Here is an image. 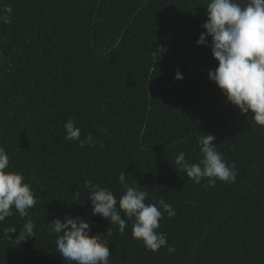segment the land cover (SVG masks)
<instances>
[{
  "label": "trees",
  "instance_id": "trees-1",
  "mask_svg": "<svg viewBox=\"0 0 264 264\" xmlns=\"http://www.w3.org/2000/svg\"><path fill=\"white\" fill-rule=\"evenodd\" d=\"M207 3L0 0L13 9L10 22L0 21V148L10 158L5 171L22 174L36 200L27 216L13 207L0 221V264H76L49 231L66 215L103 234L109 264H264V127L208 78L218 62L197 45ZM157 45L166 53L156 60ZM69 119L81 140L91 135L104 147L66 141ZM204 134L215 136L234 182L195 183L175 165L181 152L192 164L203 159ZM121 173L148 192L146 204L172 206L176 215L161 209L155 231L174 252L133 239L134 218L124 217L121 233L93 216L86 182L112 191L119 208ZM29 220L35 236L18 243Z\"/></svg>",
  "mask_w": 264,
  "mask_h": 264
},
{
  "label": "clouds",
  "instance_id": "clouds-1",
  "mask_svg": "<svg viewBox=\"0 0 264 264\" xmlns=\"http://www.w3.org/2000/svg\"><path fill=\"white\" fill-rule=\"evenodd\" d=\"M206 9L207 20L202 25L204 31L197 45L210 47L212 57L218 62L214 70H209L208 78L226 97L227 104L238 108L241 114L253 113V120L264 127V0H208ZM12 11L10 6L0 8V21L10 22ZM165 53L166 48L157 45L152 55L157 60ZM174 78L179 81L183 75L177 71ZM64 127L66 141H79L81 147L93 143L104 147L102 142H94L91 135L81 140V129L73 119H69ZM103 131L107 132V129ZM214 141L215 136L211 134L199 137L203 159L197 164L189 163L183 152L175 158V165L195 183H200L203 178L208 179L210 186H214L217 180L235 181L234 169L226 165L216 151ZM9 159L5 150L0 148V221L13 215V207L24 217L36 204L30 185L23 183V175L5 171ZM125 180V174L121 173L119 183L126 191L119 200V208L112 191L86 182L93 216L99 214L118 224L121 233L127 226L124 217L134 218L133 239L141 240L152 252L161 247L174 252L175 249L167 244V235L155 231L160 226L161 209L169 218L176 215L172 206L162 199L155 204H146L148 192L127 185ZM34 227L29 220L18 232V243L35 236ZM12 231L15 233L14 229ZM49 231L57 234L56 251L64 259L76 264H109L111 253L105 237L99 232L92 235L90 223L83 218L66 215L63 222L57 218L49 223Z\"/></svg>",
  "mask_w": 264,
  "mask_h": 264
}]
</instances>
